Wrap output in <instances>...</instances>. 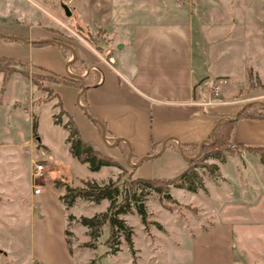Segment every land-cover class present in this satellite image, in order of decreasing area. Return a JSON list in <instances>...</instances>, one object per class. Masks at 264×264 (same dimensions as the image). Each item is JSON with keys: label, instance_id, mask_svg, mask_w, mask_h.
<instances>
[{"label": "rangeland", "instance_id": "1", "mask_svg": "<svg viewBox=\"0 0 264 264\" xmlns=\"http://www.w3.org/2000/svg\"><path fill=\"white\" fill-rule=\"evenodd\" d=\"M207 2L206 10L211 15L221 12L219 18L226 21L235 18L238 20V12L249 7L250 14L255 20V27L251 28L253 37L250 35L247 38L251 43L247 40L246 49L249 54L261 52V48L264 47V0H207ZM77 6L85 7L86 12L88 0H0V33L9 31L8 28L11 27L14 28L10 29V32H15L17 27L18 33L24 34L26 28H29L28 25L44 26L52 37L67 44L78 39L92 46L98 44L100 54L103 56L101 49H104L108 39L102 35L103 33L93 29L89 23L80 24V14L76 13L78 10L75 9ZM64 8L68 10V16L65 15ZM89 20L90 16L87 21ZM213 20L217 19L211 18V21ZM195 39L194 36V42ZM13 43L15 45L11 46L0 42V57L21 62L22 68L29 71L28 74L51 73L57 77L67 75L66 58L56 44L50 48H31V52L21 59L22 44L19 39ZM262 58L264 59V54L257 55L258 64ZM70 71L72 72L71 69ZM43 85L51 88L57 94V98L45 101L48 92L36 86L30 88L27 82L14 74L3 83L0 74V264H88L92 260L99 261V264H119L125 260L135 262L137 259L148 260L153 264H264V158L260 153L245 156L244 164L255 169L247 168L245 176L241 175L246 178L242 187L235 181L232 170L243 165V160L236 155V151L224 154L225 162L220 165L221 172L226 178L224 183L219 181L214 184L217 181L213 180L217 174L216 167L211 171L197 169L202 188H198L194 193L169 187V199H165L155 192L143 190V199L139 203H142L143 211L140 212L144 213L147 231H144L138 207L133 206L131 212L125 214V222L132 228L131 237L134 242L132 252L121 240V252L115 256H106L108 248L103 244L107 236L106 226L102 227L94 251L91 248H76L79 242L86 240L83 234L85 228L80 224H74L76 221L72 218L69 224L72 225L74 238L72 236L68 238L72 242L73 254H69L66 246L62 244L60 229L59 236L57 235L61 212L65 210L61 204L56 202L54 204L49 200V195L56 196L57 191L44 185V169L42 178L38 181L42 188L40 197H47V200L44 203H37L36 200L29 199L34 165L45 160L58 170L61 169L60 171L73 185L78 184V179L86 177L101 179L105 178L107 171L116 170L106 168L98 173H91L86 164L70 157L65 143L67 131L63 126L70 115L76 128H79V134L92 143L90 133L75 123L76 116L72 114L79 109L75 104L77 94L74 93L72 101L65 96L67 89H75L74 85L50 81H44ZM240 88L234 84L223 85L220 87V94L227 97L235 94ZM58 99L61 108L69 114L58 115L59 109L55 106ZM32 115L36 116L37 134L33 138L30 135ZM56 115L59 122L54 121ZM5 126L10 132L4 130ZM93 136L95 138L92 144L115 159L120 166L132 171L134 177L167 179L177 175L185 167V161L180 154L166 150L148 159L132 158L134 165L137 164L133 168L118 149L104 146L101 135ZM8 140L12 145L6 144ZM22 141L26 143L30 141L31 144L23 147L26 144L19 145ZM229 149L233 150V146L230 145ZM208 161L210 162L207 163L213 166L220 163L215 159ZM58 170H54L55 175ZM119 173L120 171L113 174V180ZM122 178L127 179V174ZM203 185H208L209 195L202 192L205 190ZM213 188H219L221 199L211 196ZM239 192H243V196H240ZM185 203H191L201 210L200 216L197 217L198 226H192L189 233L181 227L184 225L175 223L177 216L181 222L185 217L197 212V209ZM99 208H102V205L91 209L76 204L70 212L76 216H89L92 212L101 210ZM156 220L169 232V236L166 231L153 224ZM202 226L208 231L204 232ZM198 228L200 229L197 230ZM86 242L79 243V246L83 247ZM154 244L158 247L160 245L161 253L158 255H153L154 252L150 251L151 245ZM215 244L219 245V249L204 247ZM135 247L139 250L134 249Z\"/></svg>", "mask_w": 264, "mask_h": 264}, {"label": "crops", "instance_id": "2", "mask_svg": "<svg viewBox=\"0 0 264 264\" xmlns=\"http://www.w3.org/2000/svg\"><path fill=\"white\" fill-rule=\"evenodd\" d=\"M88 3L86 12L83 6L75 7L78 10H75L76 13L80 14V24L89 23L94 27L93 29L103 33L102 35L108 41L104 49H101L103 56L100 54V49L80 39L65 44L68 48L67 54L65 56L62 54L67 62L65 71L69 77L77 80V85H74L75 89H67L65 92L69 101H72L74 93L77 94L75 104L79 109L72 113L76 116L77 122L75 123L90 133L92 143L95 138L93 135H101L104 146L118 149L120 154L126 157L127 163L134 168L137 164L134 165L132 158L148 159L166 150L180 154L186 167V162L193 156L184 154L182 145L197 143V155L200 144L211 138L213 128L218 122L234 120L232 144L263 148L254 151L240 148L235 152L243 160V165L234 167L232 170L235 181L242 186L246 178L241 175L245 176L247 168L255 169L244 164L245 156L260 153L264 158V101H262L264 98V59L259 60L260 64L257 63V55L264 54V47L261 48L260 53L255 51L249 54L247 52V40L251 43V40L247 38L250 35L253 37L251 28L255 27L250 8L247 7V10L238 12V20L235 18V20L226 21L219 18L221 12L211 15L206 10L207 0H88ZM88 16H90L89 21H87ZM211 18L217 20L211 21ZM28 27L24 34L18 33L17 27L15 32H10V29L14 28L11 27L8 28L9 31L0 33L15 41L19 39L22 44L20 46L22 48L21 59L31 52V48H50L56 44L52 42L55 40L52 39V34L46 27L31 25ZM194 36L195 42L193 41ZM31 41H43L48 44L33 46ZM0 42L15 45L14 41ZM95 45L99 46L96 43ZM75 56L88 67L80 74H74V71L71 72L68 68ZM78 68L79 65H75V70ZM13 74L27 82L30 88H35L29 77L19 73ZM216 77H225L228 79L226 85L234 84L241 88L227 97L222 96L220 91L216 97H212L209 93L210 82ZM94 78L97 79L95 82H93ZM250 103H256L259 106V113L262 116L260 118H237L241 110ZM63 110L69 114L65 109ZM35 117L32 115L31 123ZM6 125L9 128L8 122ZM4 130H7L6 126ZM8 132H10L9 129ZM30 135L31 138L37 135L36 121L34 132L30 124ZM80 137L83 140L86 139L84 136L80 135ZM9 142L11 141L8 140L6 144L12 145ZM21 144H26L23 146L26 147L31 143L22 141L19 145ZM152 145L154 153L149 154ZM66 147L70 155L67 143ZM224 162L225 157L216 165L217 174L213 180L217 181L215 183L212 181L214 184L219 181L224 183L226 180L220 166ZM37 163L41 164L44 169V185L47 188H55L57 191L56 196L49 195V200L54 204L55 202L61 204L65 210L61 212L57 235L59 236L60 229L62 244L72 255V242L66 244L64 230L67 228L70 236L73 237L72 225L69 223L73 218L76 221L74 224H80L77 219L83 215L72 214L71 208L76 204L91 209L102 205V208H99L101 210L92 212L89 215L91 216L104 211L107 201L101 200L98 204H94L91 201L76 198L70 206H65L59 197L64 194L66 187H81L86 179L98 183L113 180V174L121 169L115 166H102L97 171H90L86 165L91 173H98L106 168L107 170L113 168L116 171H107L109 173L106 172L105 178L101 179L81 178L78 179L77 185H73L72 181L60 171L61 169L58 170L45 160ZM54 170H58L57 175ZM203 188L205 190L203 189L202 192L209 195L208 185H203ZM30 189V200H36L37 203H44L47 200V197H40L42 190L38 194L32 193V183ZM213 189L211 196L221 199L219 188ZM239 193L243 196V192ZM185 204H190L191 207L197 209V212L191 214L190 217H185L181 222L177 216L175 223L179 222L184 225L181 227L189 233L192 226H198L197 217L200 216L199 211L201 210L191 203ZM68 217H71L70 221ZM121 218L125 221V214ZM154 222L169 236V232L159 221ZM204 229V232L208 231L205 226H202V230ZM86 231L85 228L83 234L86 240L79 243L88 241ZM79 243L76 248H91L93 251L96 249V246L81 247ZM132 244L134 246L133 240ZM120 246L116 254L107 253L106 256L117 255L121 252ZM159 247L155 244L151 245L150 251L154 252L153 255L161 253ZM204 247L219 249L218 244ZM134 249L139 250L136 247ZM88 264H99V261L92 260ZM119 264H153V262L137 259L135 262L125 260Z\"/></svg>", "mask_w": 264, "mask_h": 264}, {"label": "trees", "instance_id": "3", "mask_svg": "<svg viewBox=\"0 0 264 264\" xmlns=\"http://www.w3.org/2000/svg\"><path fill=\"white\" fill-rule=\"evenodd\" d=\"M53 40L58 41L62 44H56L61 53L65 56L68 48L65 46V42L58 38L52 37ZM0 41H15L4 36H0ZM48 44L34 43L33 46H41ZM93 47L100 49L99 46L94 45ZM22 63L7 57H0V74L2 82L5 83L7 78L13 73H19L21 75L29 77L30 81L34 86L48 92L46 100L57 98V94L43 85L44 81H50L52 83H69L77 85V80L69 77L68 75L57 77L56 75L49 74H28L22 68ZM75 65H79V68L75 70ZM68 68L73 70L74 74H80L87 64L78 59L76 56L73 57ZM94 78V81L95 82ZM97 80V79H96ZM87 83V82H86ZM55 106H58L59 114L66 112L61 108L59 99L56 101ZM262 115L259 113V106L256 103H250L245 106L241 112L237 115V118H260ZM55 122H59V118L54 116ZM234 120H226L218 122L212 131V136L207 142H204L199 147V153L196 155L198 144H186L182 145V151L184 154L194 156L186 162V167L179 172L177 175L167 179H144L140 177H132V171L121 167L114 159L102 152L97 146L90 143L89 141L83 140L78 130L68 117V120L63 125L67 131L65 138L68 144V151L72 158L85 163L90 171H97L102 166H115L121 169L119 175L114 180H108L104 183H98L94 180L86 179L82 182L81 187H66L63 195L59 197L60 201L65 206H70L76 198L91 201L94 204H98L101 200L107 201V207L104 211L95 213L89 217L80 216L77 221L86 228L88 241L84 244L87 247H94L97 243V239L102 232V227H107V236L103 241V244L108 248V253L114 254L119 250V245L122 240L124 245L129 251L132 252V228L126 224L122 215L130 213L133 206L137 207V204L142 201L143 190L149 192H155L158 195L164 196L165 199H169L168 189L169 187L181 188L188 192H196L201 187V179L197 173V169L212 170L216 166H213L207 161L209 159H215L222 162L224 154L226 152H235L240 148L246 150H262V147H242L241 145H234L231 143V135L234 127ZM32 132L35 130V120H32ZM230 145L233 146V150L229 149ZM153 145L149 154H153ZM127 174V179H123L122 176ZM140 212V211H139ZM71 217H68V220ZM144 213L140 212V220L144 226V231H147L145 224ZM156 227L160 226L154 222ZM68 226V224H67ZM148 234L147 232L145 233ZM65 242H70L68 236H70L67 228L64 230Z\"/></svg>", "mask_w": 264, "mask_h": 264}, {"label": "built area", "instance_id": "4", "mask_svg": "<svg viewBox=\"0 0 264 264\" xmlns=\"http://www.w3.org/2000/svg\"><path fill=\"white\" fill-rule=\"evenodd\" d=\"M228 79L225 77H216L210 82L209 93L212 97H216L220 91V87L226 85ZM110 144L109 142H107ZM43 167L36 163L31 173L32 193L38 194L42 188L40 187V179L42 178ZM39 180V181H38Z\"/></svg>", "mask_w": 264, "mask_h": 264}, {"label": "water", "instance_id": "5", "mask_svg": "<svg viewBox=\"0 0 264 264\" xmlns=\"http://www.w3.org/2000/svg\"><path fill=\"white\" fill-rule=\"evenodd\" d=\"M64 13H65L66 16L69 15V12H68V10H67L66 8H64ZM0 36H3V35H0ZM4 37H5V36H4ZM50 41H51V40H50ZM52 42H55L56 44H62V43L57 42V41H52ZM30 43L34 44V43H44V42H43V41H31ZM62 45H63V44H62ZM200 146H201V144H200ZM198 153H199V150H198ZM198 153H197V154H198ZM137 207H138L139 211H143L142 203H138V204H137Z\"/></svg>", "mask_w": 264, "mask_h": 264}]
</instances>
